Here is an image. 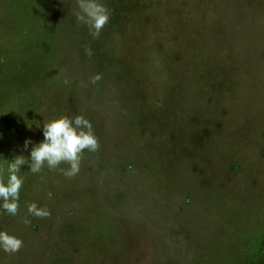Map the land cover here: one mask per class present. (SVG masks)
I'll return each mask as SVG.
<instances>
[{"label":"rangeland","instance_id":"rangeland-1","mask_svg":"<svg viewBox=\"0 0 264 264\" xmlns=\"http://www.w3.org/2000/svg\"><path fill=\"white\" fill-rule=\"evenodd\" d=\"M99 2L93 37L76 0H0V177L44 120L99 143L71 178L21 167L0 264H263L264 0Z\"/></svg>","mask_w":264,"mask_h":264},{"label":"clouds","instance_id":"clouds-1","mask_svg":"<svg viewBox=\"0 0 264 264\" xmlns=\"http://www.w3.org/2000/svg\"><path fill=\"white\" fill-rule=\"evenodd\" d=\"M78 11L75 13L78 22L89 28L93 37L99 36L102 29L110 20L109 10L99 0H76ZM88 55L91 50L86 49ZM100 76L92 78L95 83ZM44 139L34 144L30 151V158L22 155L16 156L7 162V179L0 177V204L7 213L15 216L19 211V192L23 185L22 178L18 175L21 167L29 165L32 173H40L45 164L50 170L67 164V169L60 171L68 178L79 173L82 154L85 151L96 152L99 149L98 139L94 134L92 125L83 115H76L70 119L59 116L44 120L42 125ZM32 141L25 140L24 148L27 149ZM3 169H0L2 172ZM51 197V193L48 194ZM28 212L38 218L50 216L46 207L40 208L36 203L28 205ZM25 223L30 221L25 220ZM23 247V241L6 231H0V249L9 254L18 252Z\"/></svg>","mask_w":264,"mask_h":264},{"label":"trees","instance_id":"trees-1","mask_svg":"<svg viewBox=\"0 0 264 264\" xmlns=\"http://www.w3.org/2000/svg\"><path fill=\"white\" fill-rule=\"evenodd\" d=\"M264 264V263H263Z\"/></svg>","mask_w":264,"mask_h":264}]
</instances>
